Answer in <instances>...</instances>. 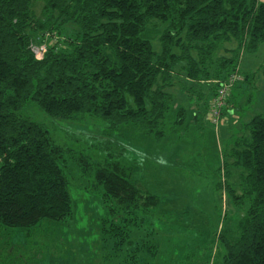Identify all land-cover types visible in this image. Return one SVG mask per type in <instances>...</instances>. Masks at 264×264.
<instances>
[{
    "label": "trees",
    "instance_id": "1",
    "mask_svg": "<svg viewBox=\"0 0 264 264\" xmlns=\"http://www.w3.org/2000/svg\"><path fill=\"white\" fill-rule=\"evenodd\" d=\"M233 43L236 49L226 50L232 57L219 54ZM263 43L264 0H0V226L69 223L73 215L72 151L25 115L26 108L37 106L55 124L91 117L111 132L133 125L161 141L186 131L184 125H202L220 85L235 75L248 79L236 69ZM42 45L40 59L34 48ZM210 79L218 83L195 98V86ZM244 132L222 141L228 170L215 190L221 198L225 190L231 212L243 215L233 234L224 228L221 264H264V115ZM121 158L74 160L83 172L94 170L93 188L110 200L113 218L139 228L161 198L132 181V168ZM116 227L124 243L131 231Z\"/></svg>",
    "mask_w": 264,
    "mask_h": 264
},
{
    "label": "rangeland",
    "instance_id": "2",
    "mask_svg": "<svg viewBox=\"0 0 264 264\" xmlns=\"http://www.w3.org/2000/svg\"><path fill=\"white\" fill-rule=\"evenodd\" d=\"M42 11L43 3L39 2L35 12L40 17ZM43 46L34 48L40 59ZM236 47V43L225 44L219 54L232 57L226 50ZM236 70L237 74L241 70L248 73V79L239 81L241 86L231 92V103L225 107L219 128L210 122L209 108L202 125H184L186 131L181 128L161 141L138 134L133 125L111 132L102 121L91 117L76 124H55L37 106L26 108L25 115L44 124L55 143L72 151L68 156L73 215L69 223L43 221L27 229L0 226V264H221L224 228L233 234L243 215L238 210L231 212L225 190L223 198L215 190L219 181L225 183L228 170L223 156L229 149H224L222 141L247 136L244 126L255 116L264 115V43L256 53L243 56ZM214 81L196 85L193 96L200 98L202 88L208 92L204 86L218 83ZM175 113V109L168 113L169 118ZM82 156L96 164L122 157V162L132 168V181L159 196L161 205L139 228L121 224L108 209L112 208L110 200H103L102 189L93 188L94 170L85 173L74 160ZM117 224L131 231L124 243L121 231H115Z\"/></svg>",
    "mask_w": 264,
    "mask_h": 264
},
{
    "label": "built area",
    "instance_id": "3",
    "mask_svg": "<svg viewBox=\"0 0 264 264\" xmlns=\"http://www.w3.org/2000/svg\"><path fill=\"white\" fill-rule=\"evenodd\" d=\"M44 51V50H43ZM240 80L238 75L232 76L228 82H224L220 85L218 96L214 98L210 104L211 123L213 126L218 127L221 125L223 120V109L227 103V97L230 89L235 83Z\"/></svg>",
    "mask_w": 264,
    "mask_h": 264
},
{
    "label": "crops",
    "instance_id": "4",
    "mask_svg": "<svg viewBox=\"0 0 264 264\" xmlns=\"http://www.w3.org/2000/svg\"><path fill=\"white\" fill-rule=\"evenodd\" d=\"M222 127H223V125H222ZM223 134H224V135H226V132H225V133H223ZM223 134H222V135H223ZM16 240H17V239H16ZM14 241H15V240H14Z\"/></svg>",
    "mask_w": 264,
    "mask_h": 264
},
{
    "label": "bare ground",
    "instance_id": "5",
    "mask_svg": "<svg viewBox=\"0 0 264 264\" xmlns=\"http://www.w3.org/2000/svg\"><path fill=\"white\" fill-rule=\"evenodd\" d=\"M238 81H239V80H238ZM238 81H237V82H238ZM235 84H236V83H235Z\"/></svg>",
    "mask_w": 264,
    "mask_h": 264
}]
</instances>
